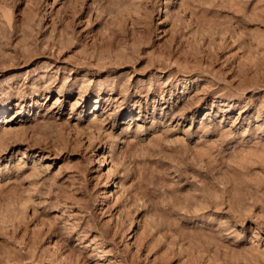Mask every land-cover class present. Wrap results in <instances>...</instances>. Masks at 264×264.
I'll list each match as a JSON object with an SVG mask.
<instances>
[{
    "label": "rangeland",
    "instance_id": "374dc122",
    "mask_svg": "<svg viewBox=\"0 0 264 264\" xmlns=\"http://www.w3.org/2000/svg\"><path fill=\"white\" fill-rule=\"evenodd\" d=\"M0 264H264V0H0Z\"/></svg>",
    "mask_w": 264,
    "mask_h": 264
}]
</instances>
